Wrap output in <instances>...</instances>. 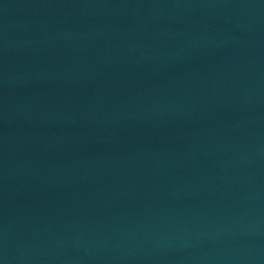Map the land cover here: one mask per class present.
I'll return each instance as SVG.
<instances>
[{"label":"water","instance_id":"obj_1","mask_svg":"<svg viewBox=\"0 0 264 264\" xmlns=\"http://www.w3.org/2000/svg\"><path fill=\"white\" fill-rule=\"evenodd\" d=\"M0 264H264V0H0Z\"/></svg>","mask_w":264,"mask_h":264}]
</instances>
